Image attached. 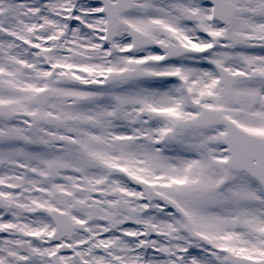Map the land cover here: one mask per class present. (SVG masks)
Returning <instances> with one entry per match:
<instances>
[{"label": "snow or ice", "instance_id": "obj_1", "mask_svg": "<svg viewBox=\"0 0 264 264\" xmlns=\"http://www.w3.org/2000/svg\"><path fill=\"white\" fill-rule=\"evenodd\" d=\"M0 264H264V0H0Z\"/></svg>", "mask_w": 264, "mask_h": 264}]
</instances>
